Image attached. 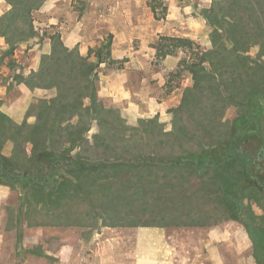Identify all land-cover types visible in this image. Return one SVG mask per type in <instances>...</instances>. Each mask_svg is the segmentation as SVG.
<instances>
[{
	"label": "rangeland",
	"instance_id": "374dc122",
	"mask_svg": "<svg viewBox=\"0 0 264 264\" xmlns=\"http://www.w3.org/2000/svg\"><path fill=\"white\" fill-rule=\"evenodd\" d=\"M217 1L220 0H45L31 13L32 38L17 44L9 55L6 54L8 45L0 37V57H3L0 86L12 88L22 84L28 89L30 87L20 81L28 80L38 71L41 57L50 52L51 37L59 36L67 48L76 49L82 56H86L89 49L96 50L110 41V59L114 62L98 66L97 96L98 92L104 95L98 97L105 106L119 111L123 127L129 129L123 130L122 124L116 121L102 129L93 121L85 135L87 144L83 143L77 150L82 157L89 156L93 164L100 162L104 154L110 163L121 161L118 158L121 156L140 160L141 155H136L140 152L152 163L146 167H98L93 172L82 173L74 171L81 164L73 161L72 172L54 167L53 179L45 180L40 188L29 177L25 203L21 204L17 221L12 210L0 213V264H256L242 224L238 220H219L218 206L210 203L214 197L204 196L206 192L201 190L197 179L191 176V186L184 197L178 192L171 196L172 188L165 186V182L164 186L157 187L143 180L166 176V169L161 170L156 165L181 162L184 150L214 149L216 142L245 130L244 140L249 151H264V115L260 119L264 108L250 96L264 80V72L254 71L255 68L234 69L232 45L225 36L222 40L225 52L221 51L217 59L214 55L219 65L216 64L215 70L220 75L215 74L217 72L207 62L203 63L215 81H209L210 84L203 81V90L193 92L196 97L193 103L185 102L187 111L178 109L184 92L193 85L192 74L182 65V60L188 65L198 64L203 54L213 49L212 28L202 13ZM10 8L5 0H0V17ZM260 8L258 16L263 20L264 4ZM241 13L236 11L237 17ZM170 38L188 39L191 46H179ZM262 40L264 43V38ZM167 51L173 54L165 56ZM259 51V47L254 46L241 57L258 59L256 63L264 69V56L257 58ZM90 60H95L92 55ZM213 84L215 87L208 90ZM30 91L31 103L22 121L27 125L35 123L38 101H48L58 93L56 88L34 87ZM215 91L226 105L219 116L210 115L207 106L214 103L210 93ZM186 93L188 100L192 92ZM1 104L0 100V109ZM247 110L251 113L248 121L250 114L246 119L243 116ZM150 119H156L161 127L156 124L140 127V120ZM68 123L74 125V117ZM180 125L187 128L186 137L176 141V137L165 136L161 140L167 142L160 145L159 128L167 133ZM72 130L70 127L62 132L57 149L68 147V133ZM121 130L123 133L118 132ZM141 130L146 133L141 135ZM25 131L23 128L22 135ZM100 132L109 144L107 148L92 147V136ZM14 144L15 150L23 146L25 150L30 149L21 136ZM74 153L75 150L71 153L73 157ZM17 159L30 170L44 169L35 162L25 161L20 153ZM9 161L13 162L12 158ZM9 161L2 158L1 166L11 165ZM7 172L6 169L3 175L8 186H13ZM179 173L171 171L167 176H171L176 188L181 190L179 183L187 188L189 175L183 174L186 179L183 182ZM74 174L79 179H74ZM62 179L71 180L73 186L61 197H46L36 191L46 189L52 193ZM79 184H83L87 193L81 188L74 190ZM14 199L10 197L11 201ZM168 200L173 208H161ZM253 207L254 213L262 214L261 209ZM158 213L189 215L194 219L192 222L200 220L201 223L190 227L112 226L119 222V217L127 216L135 222L144 221L150 214L157 220Z\"/></svg>",
	"mask_w": 264,
	"mask_h": 264
},
{
	"label": "trees",
	"instance_id": "16d2710c",
	"mask_svg": "<svg viewBox=\"0 0 264 264\" xmlns=\"http://www.w3.org/2000/svg\"><path fill=\"white\" fill-rule=\"evenodd\" d=\"M5 1L11 8L9 12L0 17V37H3L8 45L6 54L11 55L13 48L17 44L33 37L31 13L45 0ZM261 4H264V0H220L215 2L210 9H205L203 11L202 15L212 28L210 38L213 43V49L206 51L198 64L191 63L188 65L185 59L182 60V65L186 66L192 74L193 85L184 92L182 103L178 108L179 111H187V106H184L185 102L189 101L193 103V99L196 98L193 92L203 90V81L207 83L209 81L211 82V80L215 81V78L211 77V75L206 72L202 64L207 62L211 69L217 72L215 67L216 64L217 66L219 65L217 63L218 61L215 60L220 55L221 51L225 52L222 43L224 36L232 45L231 52L234 54L235 60V65H232V67L234 69L240 70L239 67L245 69L255 68L254 71L264 72L262 66L256 63L258 59L254 61L247 56L241 57V54L247 53V51L254 46H258L260 49L257 58L261 59L264 56V43L262 40L264 38V19L262 20L258 16L259 11H262L260 8ZM236 11L239 13L242 12L239 17H237ZM232 12H234V15ZM250 27L253 29H250ZM170 39L179 46H191V41L188 39ZM50 44V52L41 57L38 71L32 73L28 80L22 79L20 83H24L30 87L31 90L34 87L41 89L56 88L58 92L56 97L48 101H38L34 114L35 123L33 125L23 123L19 126L15 125L11 127V125L4 122V115L0 114V142L8 138L15 143L18 137L21 136L23 142L30 145L29 157H27L24 146L18 148V150H14L12 164L14 165L15 171L11 170V172H7L9 174V181L13 180L14 184L19 185H29L28 183L30 182H28L27 179L30 177L36 181L35 178L37 177L38 181L36 182H41V186L45 183V180L53 179L52 170L54 167H62L69 173L72 172L70 165L73 161L74 164H81V166L74 169V171L78 170L82 173L85 171L93 172L98 169V167L150 166L152 163H149V157L141 152L136 154L141 155L140 158L142 159L140 160L128 159L121 156L118 157L121 161L117 163H110L108 157H105L104 154L100 158V162L96 164H93L92 161L89 160V156L84 155V157H82L78 152L83 143L87 144L85 135L89 130L90 123L93 121L102 129L112 126L115 121L122 124L123 130L129 129L123 127L124 125L119 111L115 108L105 106L102 99L97 96V68L101 64H112L114 62L110 59V41L96 50L89 49L86 56L80 55L76 49L67 48L60 40L59 36L51 37ZM172 54L171 51L164 53L165 56ZM91 55L94 57V61L90 60ZM2 58L3 57H0V64L2 63ZM215 74L220 75V72L219 74L218 72ZM263 84L264 80L261 81L259 86L254 88L253 92L250 94L251 98H255V101H258L262 108H264ZM213 85H209L208 90L215 87V85ZM187 91L192 92L188 100ZM210 94L211 99L215 101L207 105L209 106V114L213 116L222 115V111L226 106L224 99L216 91ZM85 100H87V103H85ZM249 106L251 107V105ZM248 113L249 110L245 111L243 114L244 118L248 117L250 114L247 121L251 118V113ZM202 115L204 117L203 113ZM263 115L264 114H261L260 119L263 118ZM73 117L74 125H71L68 122ZM111 117H113L112 120H110ZM139 124L140 127L146 124L154 126L156 124L161 127L159 123L157 124L156 119L140 120ZM70 127H73L74 130L68 133V147L57 149L56 145H58L59 137L62 136L64 130ZM23 128L26 129L24 135H22ZM182 128V125H180L178 128H174L173 131L167 133L159 128L158 137L160 139L158 142L161 143L160 145H165L167 142L161 140V138L165 136L171 137L172 139L176 137V141L180 139L183 140L182 137H186L187 128ZM123 130L118 132L123 133ZM135 130L137 131V129ZM262 130L260 126V136L263 135L264 130L263 132ZM143 132H145V130L139 131L141 135H144ZM245 132L246 130L234 136L232 135L224 141L216 142L214 149H206L203 147L198 151L184 150L181 162L167 166L156 165V167H159L161 170L166 169V173H164L166 176H158L157 180H151L146 177L143 178V180L147 184H150V182L156 184L157 187L164 186L165 182V186H170L172 188L171 196L174 195L175 192H178V194H183L182 197H184L189 186H191V176L197 179L198 185L202 188L201 190L204 189L206 192L204 196L214 197L210 203L213 202L215 206H218L220 210L219 218H221L219 220H238L245 229L251 242L252 257L255 263L264 264V153L260 156V152L263 151L261 149L256 150L255 153L249 151L248 144L244 140ZM112 136H116V134ZM120 138L126 141L123 135H121ZM130 138L131 137H129L127 141H129ZM92 139V147L95 146L98 148L104 146L103 148H107L109 146L102 132L94 134ZM73 150L76 151L74 157L71 155ZM19 153L25 161L29 160V162H35L41 167H44V169L33 171L26 167L22 168L17 159ZM1 160L2 157L0 155V162ZM171 171H176L177 173L181 172V174L179 173V178L183 180V182L186 180L183 179V174H188V187L185 188V185L180 182L178 186L181 190H178L174 180H171V176H167ZM4 172L5 171L0 170V182L3 181V179L6 180V176L3 175L5 174ZM35 173H39L41 176H37ZM42 176H44L43 183ZM74 179H79V176L74 174ZM72 186L73 183L71 180L62 179L52 193H46L45 195L44 190L36 191L41 194L43 193L42 195L46 197H61L63 196V192H65L68 187ZM105 187L109 186L106 185ZM80 188L86 192L83 184H79V188L74 186L75 191H78ZM167 202H169V200ZM170 205L171 203L169 202L166 206H162L161 208H167V210L173 208L170 207ZM253 205L261 209L262 214L254 213ZM156 218L157 220L149 214L143 219L144 221L138 219V221L133 222L127 216L126 218L119 217V222L112 226L190 227L200 225L199 223H201V221L199 218L203 220L202 217H196L198 218L197 220H199L196 223L191 221L193 217L189 215L169 216L165 213H158ZM214 222L217 223L218 221L216 220Z\"/></svg>",
	"mask_w": 264,
	"mask_h": 264
},
{
	"label": "crops",
	"instance_id": "0c3cea01",
	"mask_svg": "<svg viewBox=\"0 0 264 264\" xmlns=\"http://www.w3.org/2000/svg\"><path fill=\"white\" fill-rule=\"evenodd\" d=\"M80 55L82 54L80 53ZM31 95L32 93L30 89L23 86L22 84L15 85L12 88H5V87L0 86V100L2 101L0 114L4 115V118H5L4 122H6V124L11 125V127L15 125L19 126L22 124L26 110L30 106V103H31V99H30ZM98 96H100L101 98L104 97V95H102V93L100 92H98ZM38 98H41V97H38ZM161 107H163V104L161 105ZM14 150H15V144L13 140H10L7 138L6 140L0 142V155L6 161H9V159H11L14 156ZM26 154H27V157L30 156L29 148H26ZM9 162L11 163V165L6 166L7 164L5 165L2 164V166H0V170L5 171L7 169L8 171L9 170L15 171L14 165L12 164L11 161ZM22 168H25V167L22 166ZM35 174L37 176H41L39 173L38 174L35 173ZM37 179L38 178L36 177L35 180L38 181ZM43 180H44V176H42V183H43ZM36 183L39 184V186L37 187L40 188L41 182H36ZM18 185L13 184V186H8V182L5 179H3V181L0 182V213L1 212L6 213V211L9 212L12 210L15 221H17L16 219L19 218V211L22 206L21 204L25 201L24 197H26V192L28 191L27 185H21V188H18ZM55 189H56V185H55ZM44 191L46 195V193L48 192L46 191V189H44ZM10 197H15V199L11 201ZM27 197H30V196H27ZM253 210H254V207H253ZM15 224L17 225L16 222ZM1 235L2 234L0 232V238L2 237Z\"/></svg>",
	"mask_w": 264,
	"mask_h": 264
},
{
	"label": "flooded vegetation",
	"instance_id": "af4514ba",
	"mask_svg": "<svg viewBox=\"0 0 264 264\" xmlns=\"http://www.w3.org/2000/svg\"><path fill=\"white\" fill-rule=\"evenodd\" d=\"M263 153H264V152H263V151H261V152H260V156H261Z\"/></svg>",
	"mask_w": 264,
	"mask_h": 264
}]
</instances>
